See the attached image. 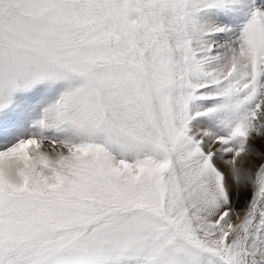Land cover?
<instances>
[{"label": "snow or ice", "instance_id": "obj_1", "mask_svg": "<svg viewBox=\"0 0 264 264\" xmlns=\"http://www.w3.org/2000/svg\"><path fill=\"white\" fill-rule=\"evenodd\" d=\"M0 264H264V0H0Z\"/></svg>", "mask_w": 264, "mask_h": 264}]
</instances>
